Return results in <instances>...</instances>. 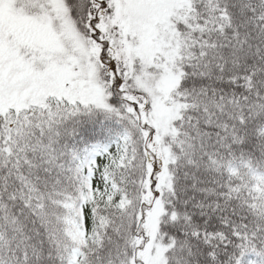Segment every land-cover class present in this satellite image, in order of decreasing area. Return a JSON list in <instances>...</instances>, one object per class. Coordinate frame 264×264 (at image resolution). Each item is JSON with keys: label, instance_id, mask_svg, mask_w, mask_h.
Masks as SVG:
<instances>
[{"label": "snow or ice", "instance_id": "1", "mask_svg": "<svg viewBox=\"0 0 264 264\" xmlns=\"http://www.w3.org/2000/svg\"><path fill=\"white\" fill-rule=\"evenodd\" d=\"M0 264H264V0H0Z\"/></svg>", "mask_w": 264, "mask_h": 264}]
</instances>
